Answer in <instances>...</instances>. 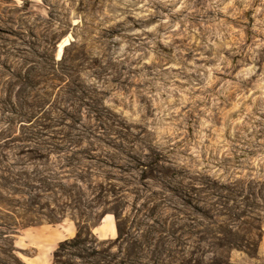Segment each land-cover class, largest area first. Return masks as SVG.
I'll return each mask as SVG.
<instances>
[{
    "label": "rangeland",
    "instance_id": "374dc122",
    "mask_svg": "<svg viewBox=\"0 0 264 264\" xmlns=\"http://www.w3.org/2000/svg\"><path fill=\"white\" fill-rule=\"evenodd\" d=\"M40 225L69 264H264V0H0V264Z\"/></svg>",
    "mask_w": 264,
    "mask_h": 264
},
{
    "label": "crops",
    "instance_id": "0c3cea01",
    "mask_svg": "<svg viewBox=\"0 0 264 264\" xmlns=\"http://www.w3.org/2000/svg\"><path fill=\"white\" fill-rule=\"evenodd\" d=\"M74 233V228L70 225L57 228L40 225L25 229L18 235V238L23 239L26 247L19 248L34 253L31 256H26V264H52V255L56 245L65 239L73 237ZM58 236L60 237L55 238Z\"/></svg>",
    "mask_w": 264,
    "mask_h": 264
},
{
    "label": "trees",
    "instance_id": "16d2710c",
    "mask_svg": "<svg viewBox=\"0 0 264 264\" xmlns=\"http://www.w3.org/2000/svg\"><path fill=\"white\" fill-rule=\"evenodd\" d=\"M80 240V235L76 234L74 238L69 239V240H65L62 241L58 244L56 250L53 252V264H69L67 262H61L59 259V253L62 252L64 249L63 245L67 244V243H77ZM107 264H111L110 262H108ZM119 264H126V261L123 258H120Z\"/></svg>",
    "mask_w": 264,
    "mask_h": 264
}]
</instances>
